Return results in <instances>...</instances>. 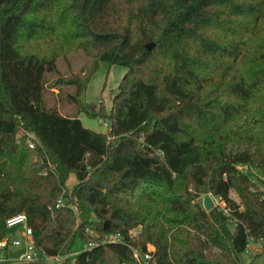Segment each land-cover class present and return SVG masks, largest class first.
Returning a JSON list of instances; mask_svg holds the SVG:
<instances>
[{"label": "trees", "instance_id": "1", "mask_svg": "<svg viewBox=\"0 0 264 264\" xmlns=\"http://www.w3.org/2000/svg\"><path fill=\"white\" fill-rule=\"evenodd\" d=\"M78 51L91 69L61 78ZM101 64L126 70L109 113L82 101ZM240 167L264 175V0H0V243L23 215L40 253L28 264H140L132 250L148 246L152 264H239L249 242L264 254V192Z\"/></svg>", "mask_w": 264, "mask_h": 264}, {"label": "rangeland", "instance_id": "2", "mask_svg": "<svg viewBox=\"0 0 264 264\" xmlns=\"http://www.w3.org/2000/svg\"><path fill=\"white\" fill-rule=\"evenodd\" d=\"M105 67H108L106 64ZM92 67V60L88 58L83 52L78 51L75 53L70 54L65 61L59 60L57 62V73L58 75L65 79L73 75H81L82 73H86L89 71ZM107 68H101L100 71L97 73V75L92 78L90 83L87 86V89L85 91V94L83 95L82 101L84 104H88L91 107H97L99 104V101L101 99V96L103 97L102 100L105 103V106H107V109L111 107V100L112 95L116 91L120 81L122 80L123 75H120L121 71L125 70L124 68L118 67V66H112L108 70V73L106 71ZM126 71V70H125ZM120 72V73H119ZM56 76L53 75L49 77V83L51 84L53 81L56 80ZM115 84H117L115 86ZM52 92L56 95L57 91L52 90ZM60 112L63 115L66 116H73L75 113V109L73 107L69 106H62L60 108ZM82 121L83 126L91 128L93 131L96 132H106L107 126H105L106 122L104 120L100 119H91L87 118L84 115H81L79 117ZM240 169L244 172H246L249 177L256 181V183L259 186V189L264 192V175L254 168H246V167H240ZM234 196L233 200L238 201L236 196L234 194H231V196ZM206 195L199 197L198 203L201 204L203 207V199ZM209 196V195H208ZM210 197V196H209ZM212 200V198H211ZM20 228H16L15 233L20 232ZM9 235H12V232H9ZM108 236H112V234H109ZM83 245L80 243H77L74 251L82 250ZM149 251H152V247H148ZM24 254L23 248H8L7 249V259L11 262V264H28L24 263L20 260L22 255ZM70 254L69 263H72L75 260V252L68 253ZM65 260V259H64ZM47 264H55L51 259L48 261L45 260ZM239 264H240V257H239Z\"/></svg>", "mask_w": 264, "mask_h": 264}, {"label": "built area", "instance_id": "3", "mask_svg": "<svg viewBox=\"0 0 264 264\" xmlns=\"http://www.w3.org/2000/svg\"><path fill=\"white\" fill-rule=\"evenodd\" d=\"M232 197L234 196L232 195L231 198ZM212 202H213V208L218 207L219 209H223V212L227 215V210H224L225 204L221 201L220 198H212ZM59 204L61 203L59 202ZM16 228H20L21 230L19 233H15L16 235H14L13 233L14 231H16ZM6 229L8 230V232H12V235H10L9 239L6 238L2 243H0V248L2 250L8 249V248H23L24 254L20 258V260L23 261L24 263H31L39 259L40 253L37 251V249L34 246L31 229L27 226V220L23 215H17V216H13L9 218L6 221ZM90 235H92L94 240H97V243L99 244L119 242L118 235H112V236H108V235L101 236L97 234L96 235L90 234ZM95 243L96 242L85 244L83 249L84 250L91 249ZM251 244H254V243L249 242V244L246 246V250L244 253H248ZM148 247H147L146 253H140L137 250H132L133 257L140 264H152L151 252L153 251V248H152V251H149ZM43 257L47 261L51 259V261H53L55 264H61L65 258L70 259V254L56 255L50 258L46 256H43ZM68 264H74V261Z\"/></svg>", "mask_w": 264, "mask_h": 264}, {"label": "crops", "instance_id": "4", "mask_svg": "<svg viewBox=\"0 0 264 264\" xmlns=\"http://www.w3.org/2000/svg\"><path fill=\"white\" fill-rule=\"evenodd\" d=\"M101 68H104V70H105V68H107L106 69L107 73H108V70L110 69L109 67H105V65L101 64L98 72L100 71ZM97 73L95 75H97ZM124 73H125V70L121 71L120 75H124ZM94 76L92 78H94ZM116 85L117 84H115V86ZM105 109H106V112L109 113L111 107L109 109H107V106H105ZM80 121H81V119H80ZM85 128H88V129L92 130L91 128H89V126L85 127ZM100 133H105V131L104 132H100ZM74 184H75V179L73 177H70V179H69V181L67 183L68 187L70 188ZM240 264H264V254H263V252L261 250V247L259 245H256V244H251L248 253H244V254L240 255Z\"/></svg>", "mask_w": 264, "mask_h": 264}, {"label": "water", "instance_id": "5", "mask_svg": "<svg viewBox=\"0 0 264 264\" xmlns=\"http://www.w3.org/2000/svg\"><path fill=\"white\" fill-rule=\"evenodd\" d=\"M147 49H150V46H147ZM203 208H204L205 212H209L210 210L213 209V202L208 195H206L203 199ZM104 229L105 230L107 229V225L105 226Z\"/></svg>", "mask_w": 264, "mask_h": 264}]
</instances>
